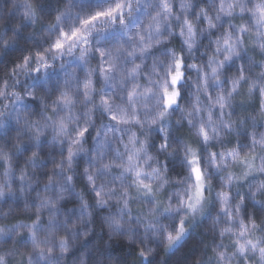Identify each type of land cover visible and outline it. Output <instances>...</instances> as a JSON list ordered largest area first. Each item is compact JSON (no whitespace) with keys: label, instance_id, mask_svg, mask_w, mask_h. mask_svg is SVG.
Returning <instances> with one entry per match:
<instances>
[{"label":"clouds","instance_id":"obj_1","mask_svg":"<svg viewBox=\"0 0 264 264\" xmlns=\"http://www.w3.org/2000/svg\"><path fill=\"white\" fill-rule=\"evenodd\" d=\"M0 264H264V0H0Z\"/></svg>","mask_w":264,"mask_h":264}]
</instances>
